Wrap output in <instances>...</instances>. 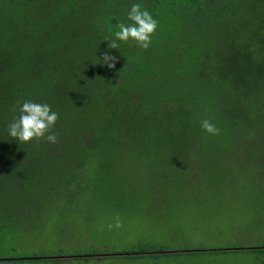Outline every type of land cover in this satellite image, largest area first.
<instances>
[{"label": "rangeland", "instance_id": "rangeland-1", "mask_svg": "<svg viewBox=\"0 0 264 264\" xmlns=\"http://www.w3.org/2000/svg\"><path fill=\"white\" fill-rule=\"evenodd\" d=\"M237 46L254 55L235 52L246 62L236 88L217 91L236 113L204 116L218 135L200 123L194 138L138 137L123 117L110 152L73 139L76 153L0 167V264H264V253L237 251L264 247V44ZM117 216L122 227L109 230Z\"/></svg>", "mask_w": 264, "mask_h": 264}, {"label": "trees", "instance_id": "trees-1", "mask_svg": "<svg viewBox=\"0 0 264 264\" xmlns=\"http://www.w3.org/2000/svg\"><path fill=\"white\" fill-rule=\"evenodd\" d=\"M137 3L158 21L150 47L130 40L109 49L105 37L115 39L116 25L130 23L127 14ZM263 18L264 0H0V167L21 170L26 157L76 153L73 139L85 153L110 152L119 147L110 138L122 136L124 118L138 137L153 128L157 139L194 138V126L207 115L224 118L226 106L236 113V99L228 104L217 91L236 88L246 62L235 52L249 55L254 48L237 44H264ZM217 27L228 35H217ZM106 53L117 58L114 68L101 63ZM225 72L232 81L222 80ZM148 93L155 96L150 106ZM26 100L59 114L51 130L57 143L8 135L19 115L13 109ZM164 123L166 133L159 129ZM237 251L261 254L264 247Z\"/></svg>", "mask_w": 264, "mask_h": 264}, {"label": "clouds", "instance_id": "clouds-1", "mask_svg": "<svg viewBox=\"0 0 264 264\" xmlns=\"http://www.w3.org/2000/svg\"><path fill=\"white\" fill-rule=\"evenodd\" d=\"M127 19L130 23L122 21L116 25L118 30L114 32L115 39L109 40L108 37H105V41H108V48L118 49L117 41L128 42L131 40L135 41L142 49H148L152 43V36L157 30L158 21L139 3L131 6ZM116 60L115 56L106 53L100 61L111 69L115 67ZM13 111H18L19 115L8 124V135L11 138L22 143L34 139H46L47 142L53 144L58 142V135L51 130L59 119V114L53 111L49 104L26 100ZM201 128L210 135H218L220 132V129L208 119L201 121ZM107 227L109 230L121 228L122 222L119 216L115 217L114 224H109Z\"/></svg>", "mask_w": 264, "mask_h": 264}]
</instances>
